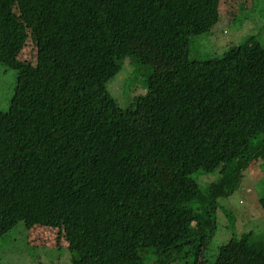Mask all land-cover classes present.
<instances>
[{
  "label": "trees",
  "instance_id": "16d2710c",
  "mask_svg": "<svg viewBox=\"0 0 264 264\" xmlns=\"http://www.w3.org/2000/svg\"><path fill=\"white\" fill-rule=\"evenodd\" d=\"M221 1L0 0L17 78L0 110V238L54 228L72 264H264L253 232L213 246L220 201L264 160V45L191 57ZM128 58L146 93L122 105L108 83Z\"/></svg>",
  "mask_w": 264,
  "mask_h": 264
},
{
  "label": "rangeland",
  "instance_id": "374dc122",
  "mask_svg": "<svg viewBox=\"0 0 264 264\" xmlns=\"http://www.w3.org/2000/svg\"><path fill=\"white\" fill-rule=\"evenodd\" d=\"M220 13V22L211 33L193 38L192 58L203 60L222 55L230 47L244 43L253 35L264 45V0H222ZM141 36L143 35L127 36V40L149 53L152 44L148 38ZM151 64L156 69L167 62L161 59ZM143 73V68L135 67L128 58L122 71L108 83V90L120 104L126 105L132 98L146 93ZM16 83V72L0 63V110L9 109ZM145 138L148 140L150 135L146 134ZM196 179L199 181V178ZM205 179L210 180L207 177ZM261 197H264L262 159L252 163L247 171L243 172L237 189L228 198L220 201L214 247L230 241L233 233L241 235L253 232L252 241L264 243V211L259 204ZM0 264L72 262L68 242L56 229L42 225L27 228L21 222L0 238Z\"/></svg>",
  "mask_w": 264,
  "mask_h": 264
}]
</instances>
